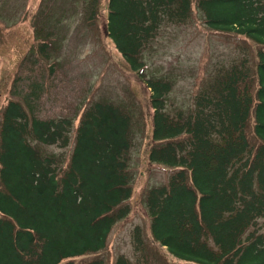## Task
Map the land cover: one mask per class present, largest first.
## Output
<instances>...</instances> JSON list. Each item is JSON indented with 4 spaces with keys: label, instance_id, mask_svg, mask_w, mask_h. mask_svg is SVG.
I'll return each mask as SVG.
<instances>
[{
    "label": "trees",
    "instance_id": "16d2710c",
    "mask_svg": "<svg viewBox=\"0 0 264 264\" xmlns=\"http://www.w3.org/2000/svg\"><path fill=\"white\" fill-rule=\"evenodd\" d=\"M192 1L109 3L107 35L151 92L149 159L173 170L167 185L147 193L150 243L163 251L165 264H264V0H197L209 32L255 45V56L253 63L243 58L221 68L196 93L193 108L171 115L173 84L147 79L142 54L165 23L193 18ZM98 2H90L89 22ZM43 93L38 82L14 91L18 99L2 112L0 264H74L104 251L131 214L132 115L113 103H93L66 164L32 144L61 150L71 144L75 115L40 118ZM134 240L137 250L144 248L135 264H155L140 227ZM117 264L134 263L121 256Z\"/></svg>",
    "mask_w": 264,
    "mask_h": 264
},
{
    "label": "rangeland",
    "instance_id": "374dc122",
    "mask_svg": "<svg viewBox=\"0 0 264 264\" xmlns=\"http://www.w3.org/2000/svg\"><path fill=\"white\" fill-rule=\"evenodd\" d=\"M90 2L0 0V124L9 100L18 99L14 91L28 92L32 83L43 84L39 117L75 115L74 128L65 150L32 144L48 155H62L67 164L81 116L89 106L108 102L128 111L133 117V195L127 203L130 217L114 228L104 251L72 260L74 264H117L118 258L125 256L135 264L144 254V248L136 249L134 240V230L140 227L145 254L155 264H165L163 251L150 243L146 197L150 189L167 185L173 170L149 159L154 126L151 92L146 80L132 71L107 35L110 0H99L97 15L89 22V15L93 17ZM192 8L193 18L187 24L165 23L142 54L147 79L161 78L173 84L167 96L171 115L193 108L196 93L213 81L221 68L243 58L253 63L256 51L255 45L236 37L209 32L203 14L197 10V0L192 1Z\"/></svg>",
    "mask_w": 264,
    "mask_h": 264
}]
</instances>
